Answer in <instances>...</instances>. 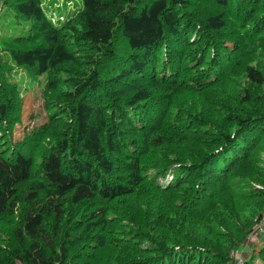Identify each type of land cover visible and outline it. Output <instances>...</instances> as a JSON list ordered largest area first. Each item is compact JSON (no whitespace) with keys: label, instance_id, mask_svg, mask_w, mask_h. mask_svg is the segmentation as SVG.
Masks as SVG:
<instances>
[{"label":"trees","instance_id":"16d2710c","mask_svg":"<svg viewBox=\"0 0 264 264\" xmlns=\"http://www.w3.org/2000/svg\"><path fill=\"white\" fill-rule=\"evenodd\" d=\"M45 1L0 0V264H264V0Z\"/></svg>","mask_w":264,"mask_h":264},{"label":"rangeland","instance_id":"374dc122","mask_svg":"<svg viewBox=\"0 0 264 264\" xmlns=\"http://www.w3.org/2000/svg\"><path fill=\"white\" fill-rule=\"evenodd\" d=\"M75 2H78V0H74ZM47 2H44V5H46ZM73 4V3H72ZM47 6V5H46ZM68 7L72 9L73 5H66V2L63 0H57L55 4H49L47 6V9L50 11L54 9V13H57L58 10L65 13L68 10ZM1 16V15H0ZM20 25L15 20L12 22L11 18L9 16L0 17V37L1 36H11L10 33L5 34V31H11L13 27ZM20 33H16V35H19ZM2 38V37H1ZM17 80L22 83L24 87V92L22 93V113H21V122L16 124L13 132V136L15 139H20L24 132L31 128L34 124L40 125L45 120V112L42 105V97L40 95V83L42 84L41 78H36L32 80L25 72H19L17 75ZM26 88V89H25ZM258 223L262 224V221H259ZM256 234V231L253 232ZM250 234V241H254L256 243L255 245V252L257 251V248L259 245H261V241H259L257 238L254 237V234ZM260 237V235H259ZM246 243L245 245H247ZM243 254V253H242ZM251 264H260L258 260H254Z\"/></svg>","mask_w":264,"mask_h":264},{"label":"built area","instance_id":"2783aa9c","mask_svg":"<svg viewBox=\"0 0 264 264\" xmlns=\"http://www.w3.org/2000/svg\"><path fill=\"white\" fill-rule=\"evenodd\" d=\"M262 225H263V224L259 223L258 228H259L260 230H262ZM241 262H242V261H241V258L238 257V258H237V262H236V264H241Z\"/></svg>","mask_w":264,"mask_h":264},{"label":"bare ground","instance_id":"6f19581e","mask_svg":"<svg viewBox=\"0 0 264 264\" xmlns=\"http://www.w3.org/2000/svg\"><path fill=\"white\" fill-rule=\"evenodd\" d=\"M8 223V222H7Z\"/></svg>","mask_w":264,"mask_h":264}]
</instances>
